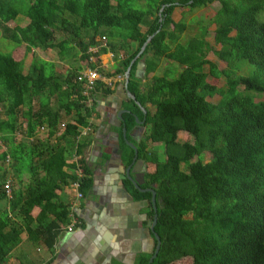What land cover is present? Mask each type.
<instances>
[{
	"label": "trees",
	"instance_id": "16d2710c",
	"mask_svg": "<svg viewBox=\"0 0 264 264\" xmlns=\"http://www.w3.org/2000/svg\"><path fill=\"white\" fill-rule=\"evenodd\" d=\"M27 1L19 11L0 0L2 39L24 44L26 53L38 49L68 54L76 48L77 60L105 78L122 76L152 36L130 66L126 85L144 116L123 92L126 101L119 102L127 111L120 122L126 132L134 126V116L144 117L146 127L136 151L147 167L141 189L152 187L155 193L153 232L160 245L150 264L186 258L191 264H264V24L257 21L264 0ZM137 1L147 8L136 7ZM175 8L212 12L198 22L204 26L198 24L196 33L182 41L187 26L172 21ZM19 14L28 19L27 25L7 28ZM207 26H213L211 45L205 42ZM96 37L103 38L104 46ZM92 48H97L94 53ZM106 53L115 64L113 72L102 74L89 59ZM160 60L174 63L177 76L168 80V70L155 75ZM137 63L144 65L140 79L134 78ZM243 66L246 73L238 75ZM81 70L78 65L59 76L53 63L33 58L23 74L20 61L0 54V264L6 263L22 233L31 244L51 249L69 214L56 191L75 184L81 197L89 192L90 171L83 160L67 164L66 158L80 156L87 145L77 138L89 127V119L96 118L94 97L108 98L113 91L100 80L86 90L76 81ZM207 78H223L224 84L218 87ZM141 79L146 80L142 88ZM213 96L219 100L208 102ZM42 127L44 138L32 142ZM178 133L191 142H177ZM121 144L131 157L133 151ZM150 144L162 147L163 160L146 151ZM203 153L210 155L206 163ZM76 170L79 176L72 175ZM23 174L27 181L21 187ZM124 184L135 201L147 203L150 222V194ZM34 208L38 212L32 216ZM148 258L138 264H148Z\"/></svg>",
	"mask_w": 264,
	"mask_h": 264
},
{
	"label": "crops",
	"instance_id": "0c3cea01",
	"mask_svg": "<svg viewBox=\"0 0 264 264\" xmlns=\"http://www.w3.org/2000/svg\"><path fill=\"white\" fill-rule=\"evenodd\" d=\"M18 20H26V18L16 16L11 21ZM26 21L28 23V20ZM27 23L22 27L13 28H23ZM102 80L100 81L106 79ZM113 83L115 86L112 85L113 89H109L114 94L116 88L117 93L114 97L113 95L104 99L94 97L96 118L89 119V127L81 129L77 138L78 142L87 144L81 155H70L66 158L67 164L79 158L83 160L85 167L90 171L89 192L84 197L77 198L75 184L56 191L58 200L67 206L69 214L67 225L59 226L60 232L51 249L43 245H35L34 252H29L28 246L31 243L22 233L19 236V243L11 251L18 256L17 259L8 257L5 264H22V261L25 264H138L140 259L150 257L153 241L148 232L147 203L133 199L124 184L126 180L119 182V170L123 171L124 164L128 163L132 156L129 157L128 151L122 147V127L115 119L116 111L122 109L118 107L121 101L119 95H121L122 82L120 86L115 80ZM88 102L90 103V100ZM147 107L149 105H145V108ZM38 130H43V127ZM145 133L146 127L143 124L141 128L133 126L125 140L136 148ZM115 136L117 142H113ZM114 144L120 150V160L115 152L109 155V150L106 148ZM0 147H3L1 142ZM100 153H102L101 157H99ZM143 164L144 176L147 167L146 163ZM65 172L71 174L67 169ZM79 173L80 171L76 170L72 175L79 176ZM142 186L143 184L140 188ZM68 189H72L73 194L75 192L72 198L67 196ZM37 212L38 209L34 208L31 215L35 216ZM67 228H71L70 232H67Z\"/></svg>",
	"mask_w": 264,
	"mask_h": 264
},
{
	"label": "rangeland",
	"instance_id": "374dc122",
	"mask_svg": "<svg viewBox=\"0 0 264 264\" xmlns=\"http://www.w3.org/2000/svg\"><path fill=\"white\" fill-rule=\"evenodd\" d=\"M7 1L6 4L8 6H10L13 9H18L19 11H23L25 9V7L28 4L27 0H5ZM56 2H61L62 0H55ZM133 7L136 8H141V9H146V5L142 2V1H137L134 5V3H132ZM212 10L210 9H195V10H189L188 8H175L171 14V19L173 22H183L186 26H187V30L182 34V41L190 38L193 34L196 33V28L198 27V24H200L201 26L205 23H198L201 19L203 18H207L209 15H211ZM158 12H153V15H157ZM19 17H24L23 15L19 14ZM25 18V17H24ZM26 20H28L26 18ZM26 20H18L16 21H11L8 24H6L5 26L9 29L13 28L14 26H18V27H22L25 25V23H27ZM257 21L259 23H263L264 24V13H259L257 15ZM208 27V36L205 38V42H207L209 45L212 44V40H211V31L213 30V26H207ZM95 41H98L99 45L104 46V41H102L101 38L96 37ZM97 48H92L89 51L94 53L95 50ZM0 54H10L11 56H13V59L15 61H20L21 62V66H22V73L26 74L29 70V65L31 63V60L33 58H39L43 61H47V62H51L54 65V72L59 75V76H64L66 75L67 72H71V70L73 69V67L76 66H81L82 70L80 72H85L88 68L86 63L83 62H79L77 60V58L79 57V53L77 52L76 48H72V50L67 54V53H59L55 50H49L47 52H43L41 50L38 49H32L30 52H25L24 51V44H21L19 46H14L12 42L8 41V40H4L1 38L0 36ZM117 57L120 59V54L117 55ZM208 59L212 62H218L216 60V58L211 55L208 54ZM89 62L92 64H95L97 68H99L100 70H102V74L103 73H111L113 72V66H114V59L112 58L110 53H106V54H99L96 58L91 56L89 59ZM240 63H243L242 61ZM248 65V64H247ZM158 70L155 73V75H160L162 73V71L168 70L167 72V79L171 80L174 77L177 76V71H178V67L172 63V62H167L164 60H160L158 63ZM221 66V65H220ZM248 67L251 69L252 72H254V67L251 65H248ZM246 68L243 66L241 67L240 71L238 72V75L240 74H245L246 73ZM98 73V72H97ZM101 76V80H102V75ZM106 79V80H104ZM104 80V81H103ZM103 83H105L107 86H109V88L113 89V87L115 86V84L113 83V80H115V83L119 84V86L121 85V82L123 81V75L122 76H113L110 77L109 79L107 78H103ZM207 81L211 84H215L216 86L220 87L223 86L224 81L223 78H220L219 81H214L211 80L210 78H207ZM146 82V80L141 79L140 85L141 88L143 87L144 83ZM114 85V86H112ZM110 89V90H111ZM121 92V91H120ZM117 93V90L115 88V92L113 94V97L115 96V94ZM257 99V98H256ZM219 100V98L217 96H213L211 99H207L208 102L210 103H216ZM50 108L52 110L55 109V105L53 104L52 100H50ZM32 104H34V102H32ZM35 105V104H34ZM87 105H89V102H87ZM24 108V107H23ZM36 108V106L34 107V109ZM3 109H0V111H2ZM23 111V110H22ZM60 122L62 123H66L65 119H61ZM62 128L59 126V130H61ZM44 134H45V129L43 128V130H38L36 132V134L34 135V137L32 138V142H35V140H41L42 138H44ZM20 138V135H16L14 140L18 141ZM177 142H182V141H188L191 142V138L185 137V134L183 133H178L177 137H176ZM128 147V146H127ZM4 150L3 147H0V153ZM147 151L154 153L157 157L158 160H163V155H162V147L159 144H150L147 147ZM210 160V155L208 153H203L201 155V161L202 163H206ZM195 158H193L191 160V162H194ZM3 168L5 170L8 169L7 166H3ZM181 169L183 170L184 168L181 167ZM20 181H22V183H25L27 180V176L25 174L21 175L20 177ZM23 185L21 184V187ZM10 189V187H9ZM72 189H68V194L67 196L72 198L75 194L71 192ZM1 207V206H0ZM35 245L31 244L28 246V250L29 252H34L35 249ZM17 255H15L14 252H11L9 254V258H16ZM18 257V256H17ZM17 259V258H16ZM8 260V259H7ZM22 264H25V262L22 261ZM174 264H191L190 259L186 258V259H181L177 262H175Z\"/></svg>",
	"mask_w": 264,
	"mask_h": 264
},
{
	"label": "water",
	"instance_id": "95a60500",
	"mask_svg": "<svg viewBox=\"0 0 264 264\" xmlns=\"http://www.w3.org/2000/svg\"><path fill=\"white\" fill-rule=\"evenodd\" d=\"M162 8L159 9V12L161 11ZM152 36L146 38L145 42L141 45L137 55L135 56V58L130 61L129 66L125 69L124 73H123V81H122V88L120 89L121 92L124 93L125 97L130 100L131 102L134 103L135 106L138 107L139 111L143 114H145V110L142 107H139L138 103L135 101L134 96H132L130 93H128L126 91V85L128 82V76H129V70H130V66L132 65V63L134 62V60L142 53L144 47L146 46V44L150 41ZM143 69H144V65L142 63H137L135 66V70H134V78L136 79H140L143 76ZM126 113V111L123 110H118L115 113V119L117 120V122H121V115ZM144 119H142L141 121H138L137 118L134 116V126L141 128L142 124H143ZM127 133L125 131V128L122 127L121 129V137L123 139V142L126 146H128L132 151H133V155L132 158L130 159V161L126 164H124V168L123 171L121 172L119 170V182L121 183L123 180H126L127 182H129L131 184V186H133L134 189H136L138 192L140 193H149L150 194V205H151V209L153 212L152 215V219L151 221L148 223V232L151 235L152 239L155 242V246L152 252V255L150 256V258L148 259V264H150L152 262V260L155 258L158 249H159V239L158 237L155 235V233L153 232V228L154 225L156 223V207H155V193L152 189V187L150 188H145V189H141L140 186L143 184V172H144V164L143 161L137 158V151L134 145L130 144L129 142H127L125 140ZM113 142H117V137L115 136L113 139ZM106 148H108V153L109 155H113V153H116V156L119 159V155H120V150L118 149L117 145L114 144L113 146H107ZM102 153L99 154V157H101Z\"/></svg>",
	"mask_w": 264,
	"mask_h": 264
},
{
	"label": "built area",
	"instance_id": "2783aa9c",
	"mask_svg": "<svg viewBox=\"0 0 264 264\" xmlns=\"http://www.w3.org/2000/svg\"><path fill=\"white\" fill-rule=\"evenodd\" d=\"M103 41V38H101ZM101 80L100 76L98 75V73L96 72V70H90L87 69L85 72H79L78 73V77L76 78L77 82H83V87L86 90H90L92 88V86L94 85L95 81ZM61 128H63V125H60ZM76 187V185H75ZM4 190L6 192V194H8L9 189L8 186H4ZM81 196L79 194H77V198H80ZM67 232H70L71 228H67L66 229Z\"/></svg>",
	"mask_w": 264,
	"mask_h": 264
},
{
	"label": "flooded vegetation",
	"instance_id": "af4514ba",
	"mask_svg": "<svg viewBox=\"0 0 264 264\" xmlns=\"http://www.w3.org/2000/svg\"><path fill=\"white\" fill-rule=\"evenodd\" d=\"M119 98H120L121 101H123V102L126 101L125 98L122 97V95H119ZM121 101H120V102H121ZM120 106H121V105H119L118 107L120 108ZM120 110H123V111H124V109H120ZM126 112H127V111H126ZM143 119H144V117H143ZM143 122H144V121H143ZM121 129H122V128H121ZM129 132H130V131H128V132H126V133L129 134ZM139 143H140V142H139ZM137 158H138V156H137ZM138 159H140V158H138ZM154 246H155V245H154ZM153 249H154V248H153ZM152 252H153V250H152ZM151 255H152V253H151ZM151 255H150V256H151ZM149 258H150V257H149ZM149 258H148V259H149Z\"/></svg>",
	"mask_w": 264,
	"mask_h": 264
}]
</instances>
